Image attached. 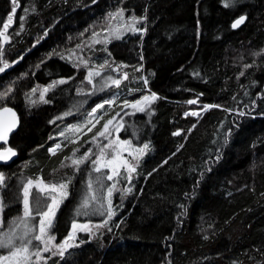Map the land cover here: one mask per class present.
<instances>
[{
    "label": "trees",
    "instance_id": "obj_1",
    "mask_svg": "<svg viewBox=\"0 0 264 264\" xmlns=\"http://www.w3.org/2000/svg\"><path fill=\"white\" fill-rule=\"evenodd\" d=\"M121 10L143 31L88 48L87 67L71 57ZM9 16L8 40L0 38L9 65L0 72V93H8L0 108L12 107L20 125L6 146L17 157L0 166L1 228L22 214L24 180L67 184L50 231L56 243L71 233L89 191L104 199L115 183L112 218L105 203L91 235L48 264H264V0H0V31ZM104 61L99 71L118 68L116 78L128 79L94 92L87 73ZM153 93L152 106L122 116L116 133L132 152L122 154L136 167L130 181L125 171L112 180L111 169L94 171L98 152L72 164L125 111V100ZM109 99L115 103L104 105L91 133L61 143L62 130Z\"/></svg>",
    "mask_w": 264,
    "mask_h": 264
},
{
    "label": "snow or ice",
    "instance_id": "obj_2",
    "mask_svg": "<svg viewBox=\"0 0 264 264\" xmlns=\"http://www.w3.org/2000/svg\"><path fill=\"white\" fill-rule=\"evenodd\" d=\"M13 5L16 4V0H12ZM228 6V3H225V7ZM15 6L13 7V13H15ZM115 15L123 16V11L116 13ZM133 21L139 22L136 20L135 17L132 18ZM244 18L241 17L240 19L236 20V22L232 25L233 28L238 27L241 23H243ZM12 21V16L8 17V23H5L3 25V31H0V38H3L4 41L8 40V37L6 36L8 25ZM133 31H143L141 29H132ZM95 35H99L98 33ZM119 38V37H118ZM95 43H100V41L95 40ZM74 54V53H73ZM63 58V57H62ZM85 66L87 67V61H84ZM0 72H3L6 68L9 67L8 63L3 61V52L0 50ZM107 65V62L105 64L99 65V68H105ZM112 71H118V68H113ZM94 76H101L100 71H92L89 70L87 73V81L89 84L93 85V88H96V85L93 84V77ZM123 79H128L127 73L123 74ZM65 81H59L58 83H64ZM115 85L116 87H119L120 85V79L113 78L112 76H108L105 78L103 83H101L99 90H103L105 86L108 84ZM145 84L147 83V80L144 81ZM55 84L51 85V87H54ZM48 88H45L43 90L44 93L48 92ZM10 91V90H9ZM33 92H35V89H33ZM7 92L0 93V99H3L7 96ZM84 94V93H81ZM91 94V93H87ZM41 100L44 99L43 94L40 97ZM158 99L156 95L153 93L151 96L145 95L141 99L136 100L134 103H129L127 100L124 101L125 105H128L133 108H138L139 111H144L145 108L141 105H144L146 102L150 103ZM47 102V101H44ZM195 100L188 101L189 104L196 103ZM115 103L114 99H109L104 101L101 104H98L96 108L92 110L91 115L95 116V113L99 109H103L105 104L113 105ZM207 107L205 106V110ZM5 112H11V109H4ZM242 114V113H241ZM15 114L13 113V116ZM117 115H119L117 113ZM191 115H199L198 113H191ZM99 119H102V117L97 118V122ZM115 117L107 120L103 125V130L97 133V137H103L105 140H108V144L104 146H99V153L97 155V158L93 161L94 165V171L101 172L102 168H109L111 169L112 174L107 175L106 179L112 180L113 176H118L120 174V169L124 168L126 169L127 175L125 176L126 180H131V174L136 171V167L133 166L128 159L124 158L122 155V152L125 150L124 145L128 144L127 141H118L111 138L112 132L110 131L111 125H113ZM88 123H92L91 120L88 121ZM94 126V125H93ZM120 124H118L114 131L118 132L120 128ZM12 127H14V124L4 126L0 125V141H3L5 144H7V138L8 133L11 131ZM77 130V129H73ZM91 131V129H89ZM174 135H180V132L174 133ZM96 139V137H94ZM75 142V141H73ZM115 145V147H113ZM61 147L60 144L55 145L53 149H51L52 153L55 154L56 150ZM112 149V154L110 157H106V149ZM149 148L148 144H144L142 148L136 149L135 151L138 153L136 156H133V159L138 160L140 156H142ZM76 151H79L77 149ZM129 156H132V152L128 153ZM16 153L11 148H5L3 150H0V161H7L11 159V157L15 156ZM92 155L91 152L85 154L83 157L76 159H72V164L74 166L79 165L84 160L89 159V157ZM73 157H75V152H73ZM63 166V165H62ZM5 186V177L2 173H0V188H3ZM89 188L92 187L91 182H89L88 185ZM36 190V196L33 197L32 195V189ZM116 188V184L113 183L108 189H107V197H108V219H111L112 216L115 214L112 205H111V196L113 194V190ZM67 184L66 183H60V184H50L45 182L42 178H37L35 180H28L26 183H23L22 186V192L20 195V199L22 201L23 210H22V216L18 217L17 220H14L11 222L12 225H16V227H9V230L5 233H3L2 236H0V249H8L7 254L0 256V264H5V262H8V264H40L41 260H44L45 257L42 255L43 252H50L52 251V247H55L58 249V254L63 257L64 252L67 251L68 248L76 247L78 246L75 244L76 240V233L78 230L80 231H90V227L88 224H78L76 222H73L71 224V233L67 236V238L59 245H53L50 247L49 245L51 242L55 239L54 236H51L49 234V229L53 226V221L55 219L56 211L58 210L59 204L62 203L63 199L67 197ZM127 192H131V188L127 189ZM50 193H56V195H51ZM41 194H43V207H41ZM91 199L95 200L96 197L93 195ZM35 205V215H34V207ZM83 206L86 208L88 207V200L86 199L84 201ZM3 202L0 200V213L3 211ZM39 217V220L33 224L32 221L36 220V217ZM17 221H19V224H17ZM107 223V221H105ZM23 228V231L18 235L17 232L20 228ZM33 241L39 242L35 247H33ZM33 257H35V261H33Z\"/></svg>",
    "mask_w": 264,
    "mask_h": 264
},
{
    "label": "rangeland",
    "instance_id": "obj_3",
    "mask_svg": "<svg viewBox=\"0 0 264 264\" xmlns=\"http://www.w3.org/2000/svg\"><path fill=\"white\" fill-rule=\"evenodd\" d=\"M138 26H139V22L133 21L132 17L127 16L124 13H123V16L114 14L112 19H110L107 28L103 32L99 33V35H94L93 37H91V39L85 45L81 46L80 49H78V51H76V53H74V55L71 56V57H74L76 59V61H78V62L86 61L85 58H84L85 50H87L88 48L92 49V48H94L93 46L100 45V44L101 45H108L112 41H115V40H118V39L122 38L125 34L134 32L132 29H137ZM95 40L100 41V43H95L94 42ZM89 62L90 61H87V64ZM97 66H98L97 67L98 70H94V71H99V64H97ZM100 72H101V76H99V77L94 76L93 77V84L96 85V88L94 89V92L95 91L96 92H101V90H99V88H100L101 83H103V81L105 80L106 77L112 76L113 78H116V76L114 75L116 73L118 75H120L118 71H114V72L112 71V73L108 72L110 74H105V71H101V70H100ZM117 79H120V81H122L123 76H118ZM113 86H115V85H111L110 82H109V84L104 87L103 91L106 90V89H109V88H111ZM33 94H35V92H33ZM149 96H151V95H149ZM32 98L34 99L35 96L32 95ZM153 102H150V103L146 102L144 105H141V106H143L145 108L144 111H139L138 108H133V107H130V106L127 105L125 111L123 113L119 114L114 119L113 125L109 126L110 127V131L112 132L111 138L114 139V140H117L116 139L117 138V134H116L117 132H115L114 129H115V127L118 124H120V121H121L120 119L122 118V116L130 115V114H136V113H144L152 106ZM101 110L102 109L97 110V112L95 113V116L91 115V113H92V111H91L89 113L87 119L78 120L76 122V124L68 125L58 135V137L61 139V143H67V144H69V143H77L80 138H82V137L86 136L87 134L91 133L93 131L92 129H94L98 125L97 118H99L98 114H99V112ZM196 113L200 114V112H196ZM195 116L198 117V115H195ZM89 120L92 121L91 124L88 123ZM73 129H77V130H73ZM89 129H91V131H89ZM102 130H103V127H102L101 131ZM97 133H96V136H94V137H96V139H94V137H93V139L90 140L88 146L85 149L87 151V153L91 152L92 155L93 154H97V152L99 153L98 145L102 147V146L108 144V140H105L103 137H97ZM73 141H75V142H73ZM61 143H60V145H62ZM113 147H115V145ZM123 147H124L125 150L122 152V154L130 152V148L128 147L127 144H125ZM60 149H61V147L59 148V150ZM108 150L110 151V153H107L106 157H110L111 154H112V149L109 148ZM92 155L89 157V159L93 158ZM119 171H121V172L125 171L126 172V169L121 168ZM38 178H40V177H38ZM27 181L28 180H26V181L24 180L23 183H26ZM23 183L20 186V188H22ZM5 184H6V182H5ZM1 189L2 188H0V200H1ZM66 191H67V189H66ZM98 192H99V190L97 191L95 188H92L89 191L88 197H86L84 199V201L86 199L88 200V207H86L88 209L84 208V209H82V210L80 209L78 211V217H77V219L75 221L76 223H78V224H88L89 227H90V224L92 223L93 220L101 219L105 215L107 207H108V197H107V195H106V197H104V195H103L104 199H102V194H100ZM50 194L51 195H56V193H50ZM32 195H33V197L36 196V190L34 188L32 189ZM67 195H68V192H67ZM93 195L96 197L95 200L91 199V197ZM66 198H64L62 203L59 204L58 210L61 207V205L63 204V202L66 200ZM105 203L107 204L106 210H105ZM33 207H34V215H35V211H36L35 205H33ZM41 207H43V194H41ZM22 210H23V205H22ZM58 210L56 211V215L58 213ZM56 215H55V217H56ZM2 216H3V211H2V213H0V236H2L3 233L7 232L9 230L10 226L11 227H16V225H12L11 222L14 221V220H17V218H18L17 215H15V216L12 215V216H14V217H12L14 219L12 221H10V222L8 220V222H9L8 224L9 225H7V227H5V228H1L2 226H4L3 223H2V220H3ZM21 216H22V214L19 215V217H21ZM38 220H39V217L37 216L36 220L32 221V223L35 224ZM17 224H19V221H17ZM53 224H54V221H53ZM22 231H23V228L21 227L19 229V231L17 232V234L19 235ZM50 231H51V229H49V234L51 233ZM92 232H93V229L91 227H90V231H80V230H78L77 233H76V237L77 238L75 240V244H77V245L79 244V241L81 240V238H82L81 236L82 235H83V237H85V235H87V234L91 235ZM51 236H53V235H51ZM62 242L56 243L55 240H53L49 246L52 247L53 245H59ZM32 243H33V247H35L39 242L33 241ZM72 248H74V247L68 248L67 251L64 252L63 257ZM7 252H8V249H0V256L7 254ZM42 255L45 257V259L41 260L40 264H42V263L43 264H48V262L50 260L54 259L57 256H60L58 254V249H56L55 247H52V251H50V252H43ZM33 261H35V257H33ZM5 264H8V262H5Z\"/></svg>",
    "mask_w": 264,
    "mask_h": 264
},
{
    "label": "water",
    "instance_id": "obj_4",
    "mask_svg": "<svg viewBox=\"0 0 264 264\" xmlns=\"http://www.w3.org/2000/svg\"><path fill=\"white\" fill-rule=\"evenodd\" d=\"M243 18H244L243 23H241L238 27H236L234 29L240 28L245 23L246 17H243ZM5 108L11 109V112H5L4 111ZM13 113L15 114L14 116H13ZM12 124H14V127H12L11 131L8 133L7 144H5L3 141H0V150L8 148L6 146L8 145L12 136L17 132L19 125H20V121H19V118L17 116V113L12 107L0 108V125L8 126V125H12ZM16 157H17V155L11 157V159H9L7 161H0V166H4V165H8V164L12 163L16 159Z\"/></svg>",
    "mask_w": 264,
    "mask_h": 264
},
{
    "label": "bare ground",
    "instance_id": "obj_5",
    "mask_svg": "<svg viewBox=\"0 0 264 264\" xmlns=\"http://www.w3.org/2000/svg\"><path fill=\"white\" fill-rule=\"evenodd\" d=\"M65 2V1H64ZM108 17V16H107ZM94 23V22H93ZM91 24V23H90ZM97 24V23H96ZM94 25H95V23H94ZM94 27V26H93ZM87 29V28H86ZM145 31V30H144ZM76 33V32H75ZM74 34V33H73ZM77 34V33H76ZM82 35V34H81ZM70 37V36H69ZM72 37H73V35H72ZM75 39V38H74ZM69 40V39H68ZM76 40H77V38H76ZM80 40H81V38H80ZM66 43V42H65ZM71 43V42H70ZM64 44V43H63ZM67 44H68V42H67ZM66 44V45H67ZM70 45V44H69ZM82 45V44H81ZM63 46V45H62ZM88 46V45H87ZM53 53V52H52ZM69 53V52H68ZM103 55V54H102ZM106 56V55H105ZM110 56V55H109ZM102 57V56H101ZM98 58V57H97ZM105 59H106V57H105ZM105 62V61H104ZM248 67V66H247ZM250 68V67H249ZM248 69V68H247ZM138 71V70H137ZM84 82V81H83ZM82 83V82H81ZM82 84H84V83H82ZM145 86V85H144ZM219 105V104H218ZM187 106V105H186ZM188 107V106H187ZM193 107V106H192ZM81 140V139H80ZM159 168V167H158ZM154 171V170H153ZM26 177V176H25ZM33 178V177H32ZM16 215V214H15ZM14 215V216H15ZM19 217V216H18ZM260 263V262H259Z\"/></svg>",
    "mask_w": 264,
    "mask_h": 264
}]
</instances>
